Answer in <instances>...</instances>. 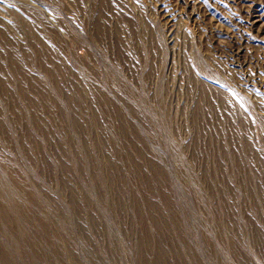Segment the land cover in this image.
Masks as SVG:
<instances>
[{
    "label": "rangeland",
    "instance_id": "1",
    "mask_svg": "<svg viewBox=\"0 0 264 264\" xmlns=\"http://www.w3.org/2000/svg\"><path fill=\"white\" fill-rule=\"evenodd\" d=\"M0 264H264V0H0Z\"/></svg>",
    "mask_w": 264,
    "mask_h": 264
}]
</instances>
